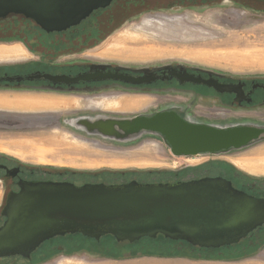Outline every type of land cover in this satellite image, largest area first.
I'll use <instances>...</instances> for the list:
<instances>
[{"label":"rangeland","instance_id":"obj_1","mask_svg":"<svg viewBox=\"0 0 264 264\" xmlns=\"http://www.w3.org/2000/svg\"><path fill=\"white\" fill-rule=\"evenodd\" d=\"M142 11L139 9L133 13H145ZM146 12L148 13L134 19L109 25L98 44L91 50L82 52L80 57L136 68L179 64L215 71L221 76L233 79L264 80V5L252 3L245 6L233 0H221V4H209L201 8L148 9ZM23 23L24 18L21 16L3 21L0 45L20 44L26 50L27 56L17 60L0 61V65L28 60L37 55L25 48L22 41L13 38L18 31L19 34L23 33ZM115 36L126 37L120 45L129 55L105 52L110 40ZM10 95L0 94V154L28 163L26 165L65 171L67 174L62 176L76 183L88 180H127L133 175L141 177L140 179H149L152 177L145 174L175 172L172 170L179 169L186 170L179 173V178L185 180L220 173L216 168L212 171L211 167L216 166L238 185L243 186L253 181L264 193V139L226 152L176 156L170 152L160 136L152 133H142L135 138L120 141L87 132L83 126L81 135L66 129L17 127L14 125L16 122L24 121L20 120V117L17 120L15 116L33 113L20 111L19 109H25L22 105L10 106L9 100H21L19 97H8ZM170 98L181 104L187 103L183 95L164 92L118 94L85 99L71 97L62 102L57 113L92 108L120 115L115 117L132 116L170 105V102H173L169 101ZM197 107L195 104L194 108ZM209 118L222 125L231 120L264 125V105L255 109L233 110L227 114H210ZM234 160L242 164H234ZM121 173L125 174L117 178ZM172 175L168 177L172 178ZM1 190L0 185V194ZM152 246L156 248L154 243ZM45 250L46 246L41 251ZM155 250L169 252L166 248ZM140 253L133 249H121L114 256L79 250L58 254L35 264H158L163 261L168 264H202L177 260L183 257L191 260L189 253L180 255L177 250L169 253L181 257L172 261L161 260V257L155 256L158 254H144L145 256L140 257ZM247 259L221 261V264H264V247L259 257L252 256ZM0 264L30 263L0 259Z\"/></svg>","mask_w":264,"mask_h":264},{"label":"water","instance_id":"obj_2","mask_svg":"<svg viewBox=\"0 0 264 264\" xmlns=\"http://www.w3.org/2000/svg\"><path fill=\"white\" fill-rule=\"evenodd\" d=\"M110 2L0 0V19L18 15L45 32L62 31ZM102 78L134 84L153 79L146 73H115ZM190 79L185 76L181 81ZM82 125L87 132L120 141L152 133L160 136L176 156L226 152L264 139V125L193 123L167 110L124 117L98 114ZM2 214L5 219L0 225V257H29L44 240L73 233L95 240L110 234L116 241L128 242L161 234L192 245L219 247L238 242L264 223V197L234 187L222 175L174 182L129 180L79 185L47 180L21 184L7 199Z\"/></svg>","mask_w":264,"mask_h":264},{"label":"flooded vegetation","instance_id":"obj_3","mask_svg":"<svg viewBox=\"0 0 264 264\" xmlns=\"http://www.w3.org/2000/svg\"><path fill=\"white\" fill-rule=\"evenodd\" d=\"M233 2L241 3L245 6L252 3L260 6L264 5V0H233ZM209 4H221V0H111L107 6L93 10L89 16L78 24L62 31L53 32H45L32 21L21 16L25 22L22 28L23 33L19 34L18 31L17 34H14L16 37L13 38L22 41L25 48L37 55L31 56L28 60H18L13 64L0 65V90H4L0 94H11L8 97H37L41 99L48 97L85 99L118 94H161L162 92L180 94L186 97L187 103L181 104L176 99L170 98L169 101H173L170 102V105H164L165 107L162 108L157 107L143 114L149 115L158 110H167L174 111L180 117L193 123L222 125L217 121L211 120L212 118H209L210 114H227L233 110L255 109L264 105L263 79H233L221 76V74L216 72L194 68L195 66L179 64H169L164 67H161V65L150 66L140 72L132 70L136 67L125 68L121 64L109 61L80 57L82 52L91 50L96 46L103 38V34L109 28V25L116 22H125L130 18L134 19L142 16L148 13L146 12L148 9L201 8ZM139 9H142L145 13H133ZM17 16L9 15L6 18H1L0 30H2L3 21L9 20V18L15 19ZM115 73H128L133 76L146 73L148 78L153 79L150 82L134 84L114 78H102ZM185 76L191 79L181 81ZM195 104L198 106L197 108H194ZM19 110L33 114L15 116L17 120L20 117L19 119L24 121L21 123L16 122L14 125L17 127H42L40 129L43 130H52L53 128L66 129L78 135L83 134L82 123L90 120L95 115L120 116L92 108L71 109L59 113L45 108ZM229 123L238 122L231 120L226 124ZM26 164L28 163L0 154V185L2 189L0 194V225L5 219L2 214L3 206L12 193L19 190L21 184L47 180L73 182L63 177L67 174L65 171ZM179 173L150 172L145 174H149L148 176L152 177L149 179H140L141 177L133 175L127 180L117 179L109 182L88 180L82 183L103 182L110 184L129 180H137L138 182H174L183 180L179 178ZM124 174H118L116 177L118 178ZM171 174H173V177L169 178L168 176ZM230 180L234 187L256 197H264L262 190L259 187L257 188L253 181L240 186L233 179ZM156 237L153 239H156ZM159 239L160 241L154 243L156 248H166L169 249V252L177 250L180 255L189 253L191 256L189 258L191 259L223 262L248 260L247 258L252 256L253 258L259 257L260 251L264 247V223L249 232L238 242L219 247H201L189 244L186 241L165 237ZM45 246L46 250L41 251ZM66 250V234L55 235L40 243L29 257L15 255L0 257V259L23 260L30 264H35L58 254H66ZM142 256L145 255L142 253L140 257ZM155 256L161 257V260L171 261L174 258L181 257L173 253Z\"/></svg>","mask_w":264,"mask_h":264},{"label":"trees","instance_id":"obj_4","mask_svg":"<svg viewBox=\"0 0 264 264\" xmlns=\"http://www.w3.org/2000/svg\"><path fill=\"white\" fill-rule=\"evenodd\" d=\"M216 170L220 173L211 175H222L225 178L231 179V177L226 173H221V168L213 166L212 171ZM185 169H180L176 172L184 173ZM211 171V170H210ZM159 238H163L161 234H158L156 239L143 237L140 240L133 242L128 241H116L114 237L110 234L101 236L100 239L95 240L94 238L84 236L80 233L66 234V247L67 253H73L79 250H85L92 253H100L104 255H117V251L121 249H133V251H139L143 254H166L167 251H158L154 249L153 243L160 241Z\"/></svg>","mask_w":264,"mask_h":264},{"label":"crops","instance_id":"obj_5","mask_svg":"<svg viewBox=\"0 0 264 264\" xmlns=\"http://www.w3.org/2000/svg\"><path fill=\"white\" fill-rule=\"evenodd\" d=\"M27 56L26 50L20 45V44H13V45H0V61H8V59L17 60L20 58H24ZM21 100H9L8 104L10 103V106L14 105H22V107L34 109V108H45V109H51L55 112L59 111L62 102L67 100L68 98H60V97H48V98H37V97H27V98H20ZM58 144V143H54ZM234 164H242V162L238 160L232 161ZM175 260V259H174ZM177 260H184L191 263H219L221 264V261H210V260H197V259H191L188 260L187 258H180ZM158 264H168L166 261L163 263ZM170 264V263H169ZM179 264V263H176ZM181 264V263H180Z\"/></svg>","mask_w":264,"mask_h":264},{"label":"bare ground","instance_id":"obj_6","mask_svg":"<svg viewBox=\"0 0 264 264\" xmlns=\"http://www.w3.org/2000/svg\"><path fill=\"white\" fill-rule=\"evenodd\" d=\"M125 38H126L125 36H115V37H113L110 40V42H109L110 44L105 49V52H110V53H113V54H116V55H122V56L129 55V54L125 53L123 46L120 45L122 43V40L125 39ZM107 43H108V40H107Z\"/></svg>","mask_w":264,"mask_h":264}]
</instances>
